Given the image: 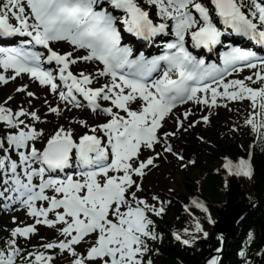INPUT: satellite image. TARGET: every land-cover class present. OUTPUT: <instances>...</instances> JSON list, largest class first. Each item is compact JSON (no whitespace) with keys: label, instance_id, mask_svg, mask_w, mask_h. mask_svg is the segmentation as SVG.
<instances>
[{"label":"snow or ice","instance_id":"6c2138e0","mask_svg":"<svg viewBox=\"0 0 264 264\" xmlns=\"http://www.w3.org/2000/svg\"><path fill=\"white\" fill-rule=\"evenodd\" d=\"M147 3L157 10L159 21L153 19L140 0H109L112 10L102 0L0 3V33L5 36L24 33L31 38L22 41L18 48L0 47V64L4 69L15 70L7 76L0 73V81L30 73L40 84L57 92L61 87L58 76L67 89L58 92L61 100L81 107L78 97L82 94L94 111L100 109L110 116L100 124L79 120L90 131L78 137H74L71 127L64 125L46 137L43 128L27 121V117L40 121L42 117L37 111L24 106L14 109L7 103L13 99L11 96L0 102V122L9 129L6 136H0V197L20 201L35 221L11 230L5 247L0 248V264H54L56 253L49 250L57 248L72 254L71 264H145L149 238H159L149 212L160 215L165 208L163 201L157 207L138 195L146 167L154 165V157L160 155L154 151L142 159L141 153L142 149H154L161 138L166 142V150L173 151L172 144L167 143L170 133L158 130L165 117L174 115L177 105L194 101L207 106L248 98L253 111L245 123L252 126L258 138L264 139V57L230 46L223 53L221 66L215 62L206 64L186 47V37L190 36L196 47L211 49L222 42V34L229 26L264 45V0H210V3L147 0ZM114 10H122L123 14H113ZM213 13L224 28L218 27ZM170 22L176 38L166 43L169 51L160 56L146 58L141 54L133 58L132 48L121 44V26L149 38L167 32ZM61 40L87 49V55L61 53L51 44ZM36 45L46 46L47 54L36 51ZM93 59L103 63L102 68L96 69V75L75 74L70 68L78 60ZM44 60L54 61L58 72L45 69ZM161 61L165 66L161 67ZM246 68L256 71L243 79L231 76ZM158 69L160 73L148 79ZM97 76L108 77L109 82L91 86ZM254 80L260 82L259 86H253ZM27 89L25 84L18 91L36 96ZM101 101L111 104L105 106ZM48 111L59 113L60 106H49ZM191 111L185 110L183 116L189 117ZM199 120L207 122L209 115H202ZM198 122L193 120L189 127ZM177 123L183 127L184 121L178 119ZM38 140L43 141L42 146L37 145ZM13 151L18 158H13ZM225 159L224 167L229 172L253 176L251 157L235 163ZM66 168L76 170L65 172ZM152 198L160 201L158 195ZM193 202L212 221L207 206L195 199ZM38 224L59 225L63 238L35 246L34 252H24L15 237L36 233ZM195 224V230H203L199 219ZM177 238L185 245L193 242L179 233ZM80 243L87 245L84 252L77 248ZM240 255L245 256V251L241 250ZM219 259L213 256L207 264H218ZM147 264H153L152 260H147Z\"/></svg>","mask_w":264,"mask_h":264},{"label":"trees","instance_id":"16d2710c","mask_svg":"<svg viewBox=\"0 0 264 264\" xmlns=\"http://www.w3.org/2000/svg\"><path fill=\"white\" fill-rule=\"evenodd\" d=\"M217 156L230 155L246 156V145L238 146L237 144L224 143L222 140L216 142ZM213 159V161H214ZM254 174L251 181L241 180L235 176L230 177L229 185L226 190L223 189V180L220 175L209 173L203 182V195L211 203V208L215 216L219 219L225 208L233 207L240 202H247L253 209L243 224L227 240L225 251L220 256L218 264H239L237 253L244 241L247 230L252 231L254 240L250 248L255 252L261 244H264V140L255 144L253 155ZM196 187L186 185L188 194H195ZM185 200V198H182ZM179 215H181L179 213ZM185 217L182 218V221ZM182 221L169 223L164 222L167 236L159 246L161 264H205L208 259L219 252L221 249V240H212L211 235L206 238L201 237L197 243L183 245L179 241H173L169 234L177 227H182ZM180 225V226H179ZM170 227V228H169ZM213 234V231L210 234Z\"/></svg>","mask_w":264,"mask_h":264},{"label":"water","instance_id":"95a60500","mask_svg":"<svg viewBox=\"0 0 264 264\" xmlns=\"http://www.w3.org/2000/svg\"><path fill=\"white\" fill-rule=\"evenodd\" d=\"M249 211L250 207L245 204L227 210L218 225L219 231L223 234L231 232L235 224L242 220Z\"/></svg>","mask_w":264,"mask_h":264},{"label":"rangeland","instance_id":"374dc122","mask_svg":"<svg viewBox=\"0 0 264 264\" xmlns=\"http://www.w3.org/2000/svg\"><path fill=\"white\" fill-rule=\"evenodd\" d=\"M10 94V92H9ZM216 166H218L217 163H210V162H202V166H200L199 168H197L195 171H193V173L191 174V177H189L188 180L185 181V183H187L190 186H195L197 185V182H199L201 179H203V177L206 175L207 171H214ZM206 171V172H205ZM175 176V181L170 180L169 183V188H173L175 189V191L179 192L180 194L183 193L182 190V184H181V180H179V176L174 175ZM184 183V181H183ZM168 218L173 219L171 216H169Z\"/></svg>","mask_w":264,"mask_h":264},{"label":"bare ground","instance_id":"6f19581e","mask_svg":"<svg viewBox=\"0 0 264 264\" xmlns=\"http://www.w3.org/2000/svg\"><path fill=\"white\" fill-rule=\"evenodd\" d=\"M211 133L209 131H203L202 137L205 139H208V137H211Z\"/></svg>","mask_w":264,"mask_h":264}]
</instances>
